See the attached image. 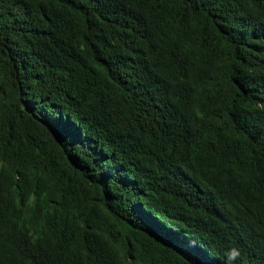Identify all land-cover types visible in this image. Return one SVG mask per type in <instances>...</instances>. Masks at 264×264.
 I'll list each match as a JSON object with an SVG mask.
<instances>
[{
  "label": "trees",
  "instance_id": "1",
  "mask_svg": "<svg viewBox=\"0 0 264 264\" xmlns=\"http://www.w3.org/2000/svg\"><path fill=\"white\" fill-rule=\"evenodd\" d=\"M264 264V0H0V264Z\"/></svg>",
  "mask_w": 264,
  "mask_h": 264
},
{
  "label": "clouds",
  "instance_id": "2",
  "mask_svg": "<svg viewBox=\"0 0 264 264\" xmlns=\"http://www.w3.org/2000/svg\"><path fill=\"white\" fill-rule=\"evenodd\" d=\"M241 256H242V252L239 248L237 247L229 248L225 252L226 264H236V262L240 260Z\"/></svg>",
  "mask_w": 264,
  "mask_h": 264
}]
</instances>
